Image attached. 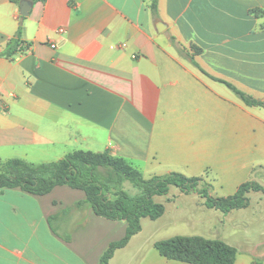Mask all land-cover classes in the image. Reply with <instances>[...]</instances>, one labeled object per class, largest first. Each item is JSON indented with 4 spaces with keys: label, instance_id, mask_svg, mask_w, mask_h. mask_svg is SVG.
Wrapping results in <instances>:
<instances>
[{
    "label": "crops",
    "instance_id": "1",
    "mask_svg": "<svg viewBox=\"0 0 264 264\" xmlns=\"http://www.w3.org/2000/svg\"><path fill=\"white\" fill-rule=\"evenodd\" d=\"M150 5L32 4L22 22L25 49L9 58L2 53L20 15L0 0L1 161L38 165L109 150L143 173L209 172L221 197L250 180L264 187V109L222 83L264 101V0H157L155 14ZM172 40L189 54L201 50L199 69ZM255 194L252 213L248 194L246 209L223 214L253 229L239 246L222 239L237 249L234 264H264V195ZM84 201L66 186L44 196L0 190V264H99L127 224L94 215ZM142 240L143 227L109 264H187Z\"/></svg>",
    "mask_w": 264,
    "mask_h": 264
},
{
    "label": "trees",
    "instance_id": "2",
    "mask_svg": "<svg viewBox=\"0 0 264 264\" xmlns=\"http://www.w3.org/2000/svg\"><path fill=\"white\" fill-rule=\"evenodd\" d=\"M9 1L19 9L22 0ZM28 1L34 5L46 0ZM150 8L154 14L157 12V0H151ZM24 20L25 17L20 16V26L15 36L8 41L3 56L11 58L25 49L22 41ZM172 43L179 54L200 68L194 60L200 49L193 46V52L189 54L174 40ZM222 83L246 106L264 109V101L238 91L229 83ZM62 186L82 191L85 195L84 204L90 206L94 215L127 224L123 238L108 245L99 264H109L115 251L124 248L141 231L142 219L154 221L164 215V204L155 199L167 196L173 187L181 194L198 196L206 209L224 215L246 209L249 206L248 194L264 195V187L255 180L242 183L233 195L222 198L211 194V186L202 177L169 172L145 178L140 170L114 156L109 150L75 152L58 161L38 165L21 159L0 160V190L18 188L30 195L44 196ZM154 248L168 260L187 264H234L238 253L235 247L222 240L198 236H174L156 242Z\"/></svg>",
    "mask_w": 264,
    "mask_h": 264
},
{
    "label": "rangeland",
    "instance_id": "3",
    "mask_svg": "<svg viewBox=\"0 0 264 264\" xmlns=\"http://www.w3.org/2000/svg\"><path fill=\"white\" fill-rule=\"evenodd\" d=\"M141 173L145 178L153 175L151 173ZM201 177L206 183L211 185L213 196H222V190L214 187L215 180L209 172ZM262 184L264 185V181ZM258 196L255 193H250V207L246 211L248 214L258 207ZM155 200L164 204L165 213L154 221L149 219L142 220L143 240L141 243L144 246L147 244L149 251L155 250L154 244L156 242L174 236H198L205 239L219 240L227 239L229 236L235 246H239L245 236L248 237H246L247 239L253 240L251 237L253 229L241 230L238 226H241L243 222L241 223L238 219L229 223L222 213L206 209L203 206V201L194 194L184 195L173 187L167 196L157 197ZM250 218L245 220L244 223L249 224Z\"/></svg>",
    "mask_w": 264,
    "mask_h": 264
},
{
    "label": "water",
    "instance_id": "4",
    "mask_svg": "<svg viewBox=\"0 0 264 264\" xmlns=\"http://www.w3.org/2000/svg\"><path fill=\"white\" fill-rule=\"evenodd\" d=\"M31 7H32V3L30 1L22 0L19 6V15L21 17H27L29 15Z\"/></svg>",
    "mask_w": 264,
    "mask_h": 264
},
{
    "label": "built area",
    "instance_id": "5",
    "mask_svg": "<svg viewBox=\"0 0 264 264\" xmlns=\"http://www.w3.org/2000/svg\"><path fill=\"white\" fill-rule=\"evenodd\" d=\"M50 47H51V48H55V45H54V44H50Z\"/></svg>",
    "mask_w": 264,
    "mask_h": 264
}]
</instances>
